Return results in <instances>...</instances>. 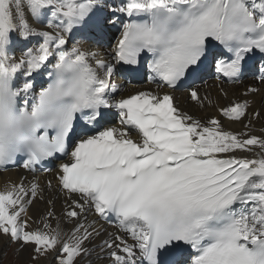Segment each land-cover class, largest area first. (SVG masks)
<instances>
[{"label":"snow or ice","instance_id":"6c2138e0","mask_svg":"<svg viewBox=\"0 0 264 264\" xmlns=\"http://www.w3.org/2000/svg\"><path fill=\"white\" fill-rule=\"evenodd\" d=\"M106 26L105 56L83 46ZM134 66L156 89L118 96L115 74ZM245 74L264 84V0H0V170L61 160L55 186L0 191V237L35 264H92L97 249L108 264H264V136L248 131L261 113L230 100L217 110L244 131H228L171 94L202 108L196 80Z\"/></svg>","mask_w":264,"mask_h":264},{"label":"bare ground","instance_id":"6f19581e","mask_svg":"<svg viewBox=\"0 0 264 264\" xmlns=\"http://www.w3.org/2000/svg\"><path fill=\"white\" fill-rule=\"evenodd\" d=\"M120 0H104L105 4H118ZM112 28L110 26H106L104 29V32L107 37L109 38H116V36L112 33ZM80 39V38H78ZM78 39H70L69 40V46L72 45L76 40ZM84 47H87L88 44H84ZM98 52L100 53L101 56H105V51L103 48L98 47ZM17 55H19V51L17 50L16 52ZM39 78L37 80V83H39ZM220 87H223L224 90L228 93L227 99H225L221 94H220ZM248 87H257L260 89L255 94H249L248 96H243L241 95ZM201 97L207 96V100L204 102V107H200L199 105L195 104L190 100L187 94L182 93V94H177L176 95V103L177 107H179L181 110L188 112L189 114H192L193 116L201 119V120H206L211 117H216L221 121V124L224 128V130L228 131H233V132H238V131H244L242 128V125L240 122H233L229 121L226 118H223L220 116L218 112V108L221 106L226 105L230 100L232 99H240L244 100L247 99L250 101V107L248 109L249 114H251L254 111H259L261 113L260 117L258 119H252L250 123V127L248 131L252 135L256 136H264V84L256 82L252 78H247L245 81L238 86H219L216 82H211L205 84L203 87L198 88ZM38 90V89H37ZM208 101H211L209 104ZM245 123L248 121L245 120ZM117 125V124H116ZM237 156H251V153H244V152H237ZM21 176L22 174L20 172H12V173H5L3 175H0V191H3L6 189V187L9 186L10 183L12 184H18L21 183ZM47 179H35L30 176H26V180L22 181L26 186L28 184L27 180L32 181H38L42 187L46 186L47 181L51 180L53 185L55 186V180L54 176L51 177H46ZM51 196V192H45V201ZM47 204L46 202L40 201L37 199L32 206L29 209V215H32L33 217H39V215L43 214L47 210ZM63 207L62 201L57 200L55 204V211L59 215L61 213V209ZM90 219L93 217L89 216ZM55 223V221L53 222ZM97 228H100L103 226V229L105 232H116L117 229L113 226H105L102 223H97ZM70 228L71 225H68ZM7 240L3 237H0V255L3 254L6 245H7ZM95 243H99V241H95ZM30 249L26 251H19L17 253V258L21 262H26L24 264H28V259L30 256ZM99 252V249L96 250V252H93L91 261L92 264H108L107 259H97V253ZM39 264H54L53 261L50 260V258L46 259H41L39 261Z\"/></svg>","mask_w":264,"mask_h":264},{"label":"rangeland","instance_id":"374dc122","mask_svg":"<svg viewBox=\"0 0 264 264\" xmlns=\"http://www.w3.org/2000/svg\"><path fill=\"white\" fill-rule=\"evenodd\" d=\"M16 249H7L6 248L3 252V254L0 255V264H24V263H26V262L19 261V259L17 258L18 252ZM28 260L31 261V256H29Z\"/></svg>","mask_w":264,"mask_h":264}]
</instances>
